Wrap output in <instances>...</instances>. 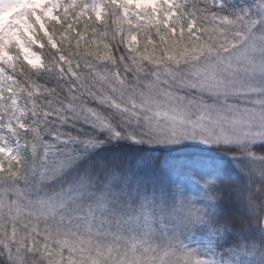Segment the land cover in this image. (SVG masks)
Listing matches in <instances>:
<instances>
[{"label":"snow or ice","instance_id":"obj_1","mask_svg":"<svg viewBox=\"0 0 264 264\" xmlns=\"http://www.w3.org/2000/svg\"><path fill=\"white\" fill-rule=\"evenodd\" d=\"M0 264H264V0H0Z\"/></svg>","mask_w":264,"mask_h":264}]
</instances>
